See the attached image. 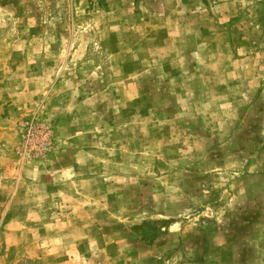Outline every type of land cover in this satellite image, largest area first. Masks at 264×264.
<instances>
[{
	"label": "rangeland",
	"instance_id": "obj_1",
	"mask_svg": "<svg viewBox=\"0 0 264 264\" xmlns=\"http://www.w3.org/2000/svg\"><path fill=\"white\" fill-rule=\"evenodd\" d=\"M0 124L71 183L0 264H264V0H0Z\"/></svg>",
	"mask_w": 264,
	"mask_h": 264
},
{
	"label": "crops",
	"instance_id": "obj_2",
	"mask_svg": "<svg viewBox=\"0 0 264 264\" xmlns=\"http://www.w3.org/2000/svg\"><path fill=\"white\" fill-rule=\"evenodd\" d=\"M0 141L8 149V151H5V149H1L0 147V193H6L5 195H0V201L8 203L6 216L9 219H13L14 217H37L35 214L37 207L35 203L54 200L57 195V199H65V196H68L65 189H69L71 183L66 182L60 174L61 170H65L66 167H62L50 157L45 162L41 161L38 163H31L19 158L15 152L17 131L14 125L7 126L0 124ZM12 224L10 220L4 222V226H9L10 228L7 233L9 238H13V235H17L19 231L21 234L23 232H31L34 229L32 223H27L22 232L20 228ZM31 248L37 249L38 253H42L43 251L40 240L32 242ZM70 262L42 261L43 264H65Z\"/></svg>",
	"mask_w": 264,
	"mask_h": 264
},
{
	"label": "built area",
	"instance_id": "obj_3",
	"mask_svg": "<svg viewBox=\"0 0 264 264\" xmlns=\"http://www.w3.org/2000/svg\"><path fill=\"white\" fill-rule=\"evenodd\" d=\"M24 133H23V140L24 146L27 148L33 149H40L44 152L49 147L48 135L44 132V130L34 125L33 123L27 122L24 125Z\"/></svg>",
	"mask_w": 264,
	"mask_h": 264
},
{
	"label": "trees",
	"instance_id": "obj_4",
	"mask_svg": "<svg viewBox=\"0 0 264 264\" xmlns=\"http://www.w3.org/2000/svg\"><path fill=\"white\" fill-rule=\"evenodd\" d=\"M146 225H147V223H143V224L141 225V228L146 227Z\"/></svg>",
	"mask_w": 264,
	"mask_h": 264
}]
</instances>
